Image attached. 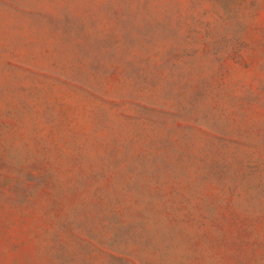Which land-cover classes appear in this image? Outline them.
Listing matches in <instances>:
<instances>
[{"label": "rangeland", "instance_id": "rangeland-1", "mask_svg": "<svg viewBox=\"0 0 264 264\" xmlns=\"http://www.w3.org/2000/svg\"><path fill=\"white\" fill-rule=\"evenodd\" d=\"M0 264H264V0H0Z\"/></svg>", "mask_w": 264, "mask_h": 264}]
</instances>
